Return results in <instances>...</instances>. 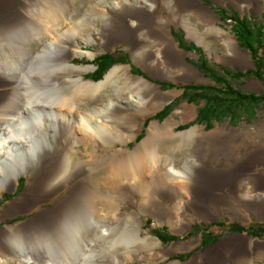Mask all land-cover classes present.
<instances>
[{
  "label": "bare ground",
  "instance_id": "obj_1",
  "mask_svg": "<svg viewBox=\"0 0 264 264\" xmlns=\"http://www.w3.org/2000/svg\"><path fill=\"white\" fill-rule=\"evenodd\" d=\"M79 1L0 0V85L7 82L0 87V199L5 191L16 189L20 177H27L26 188L3 207L0 221L34 213L0 227V264H122L147 258L142 250L155 249L160 241L142 236L141 223L130 222L134 218L126 209L128 204L172 224L175 216L166 201L177 194L181 203L187 191L194 195L192 210L199 217L212 216L210 208L223 206L220 196L218 204L215 199L206 202L203 196L224 183L234 185L231 193L240 203L264 202V195L241 196V170L226 172L209 164L211 151L204 149L202 139L223 149L231 138L230 128L219 127L208 134L195 127L182 134L179 149L192 151L200 160L194 168H182L192 162L180 164L155 144L157 138L175 136L171 121L151 124L134 150L114 148L116 142L128 144L136 138L141 112H155L167 97L159 86L130 73L128 66H115L96 82L83 76L67 78L64 71L93 68L71 62L72 54L78 53L71 44L98 24L101 31L96 35L104 46L113 43L109 34L122 29L110 19L111 12L124 15L131 7V0H119L87 10L86 2ZM243 5L248 9L249 2ZM112 79L125 80L132 95L148 106L142 111L89 103L105 93ZM181 111L184 119L195 113L191 108ZM77 145L95 153L93 159H76ZM255 176L264 179L262 174ZM158 181L162 186L154 188ZM61 193L65 195L55 204L42 208ZM253 242L259 243L233 234L211 250L208 264L249 260ZM179 249L173 247V251ZM198 260L169 264H196Z\"/></svg>",
  "mask_w": 264,
  "mask_h": 264
},
{
  "label": "rangeland",
  "instance_id": "obj_2",
  "mask_svg": "<svg viewBox=\"0 0 264 264\" xmlns=\"http://www.w3.org/2000/svg\"><path fill=\"white\" fill-rule=\"evenodd\" d=\"M115 1L119 0H80L79 3L84 4L86 2L85 8L88 6L86 8L88 10L92 9L94 6L105 8L103 6H105L107 3L111 5ZM200 1L203 4L209 6L208 8L213 10L218 15L220 19L218 20L217 25L221 26L225 30L232 31L233 34L235 33L232 30V11L236 12L241 18H246L247 21H249V25L253 28H259L261 24H264V20L262 18L264 0H259L258 3L257 0H255L254 6H251L250 8L248 7L249 9H244L242 5H240L239 7V5H236V2L228 0ZM246 1H243V4H246ZM99 3L101 5H99ZM250 4L251 3L249 1V6ZM220 9H226V12L222 14ZM193 19V21L196 22L195 18ZM66 27L67 26H65L64 29H66ZM98 31H101L100 24L94 27V30L91 32H82L80 36L78 35L79 37L77 39V42L71 44V47L78 52L76 54H72L71 62L79 66H92L93 68L87 70L77 69L72 72L64 71L63 73H66L67 78L83 76L85 80L94 82L100 81L101 79L93 80L89 76L97 69H94V66H97L95 64V59L103 55L104 53H111L114 55V58L119 59V61L115 62L104 73L103 78H105V75L115 66H128L130 67V73L134 74L136 77H142L149 82L160 86L162 91H164V95L166 94L165 96L167 97L166 100L160 103V105L157 107L158 109L155 112L151 114H142L141 112V116L137 120V122L141 125L136 135L141 134L142 138L137 141V136L136 138L129 140L128 144L116 142L114 145L115 149L134 150L136 146L141 143L147 136L148 129L151 124L155 122L163 124L166 121H171V123H173L175 136H162L155 140V144L157 142L156 145H158L157 147L159 151L164 154L172 155L180 164H184L186 161L192 162L186 166L182 165V168H187L188 166L190 168H194V166H197L198 163H200V160L194 156L192 151L179 149V145L177 142L179 141L180 137L183 136L182 134L189 130H192L195 127H202V129H204L208 134H211L219 127L230 128L227 131H229L228 137L231 138L228 139L229 142L223 149L207 143L208 138L202 139L201 144H204V149L206 148L211 151L209 164H211L215 168L218 167L220 169H223L226 172L234 170L236 168H238L239 171L241 170L240 172H242V174L239 177L240 182H238V190H240L241 196L245 194L261 196L264 195L263 188L255 187L251 183H249V179L252 178L253 175H264V98L261 99L259 103H256L251 99L240 101L237 105H233L231 108H224L222 110H219L217 113L212 115L210 120L201 122V120L198 119V114L199 109L204 106L205 101L202 100L200 102H194L190 100L188 96L183 94L185 86L192 84L199 85V83L193 82L191 84H186L185 82L179 80L157 81L150 79V77H153L152 74L147 75L142 71V66H138L137 64H134V62H131L130 57H128V50L125 49L126 42L118 43L116 46L109 45L106 47L98 38L99 36L96 35V32ZM174 35L178 39H183L177 31H175ZM260 39L264 42V32L260 34ZM183 44L186 45L185 42ZM197 48H199L201 52L198 53L196 52V50L190 49L188 54L191 56V58H200L201 55L203 59L200 64L204 61V63L208 64V69L216 68L218 71L216 74L222 73L219 66L215 64L209 65L208 60L206 59L208 56L207 53L204 52L202 48ZM246 50L249 51L248 49ZM262 50L263 49L260 48L258 52L259 56L254 58L255 64H252L251 70L253 71V73L251 76L241 78L242 80L240 81L231 80L230 78L228 79L229 83H231L234 88L241 90L240 92L242 93L254 92L256 95L264 94V58L261 57ZM89 52H93L94 55L91 56ZM120 53H124L126 57H119L123 55ZM197 66L199 67V62H197ZM138 67H141L142 70H138ZM205 68L206 67L202 66L200 69L205 70ZM257 68L259 69V73H256ZM120 72L123 73V71ZM254 74L257 75L255 76ZM207 77L210 78L209 75H207ZM124 81L125 80L122 81L112 79L109 85H107V89L105 88V93L95 97L93 101L89 103L99 106L103 104H110L112 109L125 107L133 109L142 108L143 111L148 106V104L145 103L144 105L143 102L134 97L132 95L131 89L128 88L126 82ZM6 83L7 82H2L0 87H5ZM163 83L166 85V87H163L161 85ZM204 83L212 87H218V85L212 78L206 80ZM143 98L144 101L147 97L145 98L143 96ZM169 103H172L170 112L164 118H157V113L163 110L164 107ZM186 105H188L187 107L191 108L192 113H195L192 114L190 118L184 119L185 114L181 111V109ZM76 147L77 151L74 154L76 159L81 158L84 160H91L95 156V153L86 152V149L81 145H77ZM196 150L198 149H195V151ZM100 151H103V149L100 148ZM259 156V159H251L253 157ZM205 159L206 158L203 157V160ZM101 173L103 174L105 173V171H102ZM20 180H23L22 186H20L18 183L14 191L7 190L3 193L0 199V214L2 213L3 207L7 205L9 201L14 200L16 197H18L26 188L27 177L22 176L20 177ZM231 185L232 184L224 183L223 185L218 186L219 188L217 189V192H219L220 198L223 201V206H221L222 208L220 207L219 209L221 213H218L217 215H214L211 218L205 220H200L193 214L192 204L194 195L192 192L188 191L187 193H185V195L188 194L186 195L188 197L182 199L181 203L178 201L179 199L177 194L174 195L173 200L168 199L166 201V204L168 203V205L172 208L175 216V222L172 224H170V222H168L167 220H159L152 215L142 213L136 204L126 205V209H128L130 213L133 214L134 218L131 219L130 222H140L142 236L147 237L148 235H152L154 238H157L160 241V246L155 247V249H143L142 253L146 255L148 254L147 258L127 260L122 264H169L172 261L176 260L182 262L190 261L196 257H199L200 259L196 262V264H208V258L211 256L212 251L215 250V246L219 245L223 239L228 238L233 234H242L248 238H252L254 241H258L259 243L253 242L250 245L248 256L249 260L242 259L238 263L232 264H264V234L256 237L249 235L246 232H239L230 229L231 224H240L244 227L256 225L258 223L263 224L264 202L262 201L263 203H256V201L252 200L246 202L241 201L240 203L239 199L236 200L237 196L234 193H231V187L234 186ZM161 186L162 183L159 181L154 184V188ZM64 195L65 193H61L52 201L42 204V208L52 206ZM138 197H140V195H137V198ZM223 198L225 199L223 200ZM260 204H262V206ZM33 214L34 213L15 215L8 219H4L0 221V227L12 224L16 221H22L32 216ZM190 217H193L194 221H190ZM220 222L222 224H219ZM156 228L162 229L164 233L173 234L177 236V238L172 241L163 242L157 237L154 231V229ZM173 247H179L180 249L177 251H173ZM154 251H156V253H154Z\"/></svg>",
  "mask_w": 264,
  "mask_h": 264
},
{
  "label": "crops",
  "instance_id": "obj_3",
  "mask_svg": "<svg viewBox=\"0 0 264 264\" xmlns=\"http://www.w3.org/2000/svg\"><path fill=\"white\" fill-rule=\"evenodd\" d=\"M228 1L236 2L239 7L243 5L242 0ZM249 1L251 4L248 7L250 8L254 6L255 0H247V2ZM137 3L140 5L136 7ZM130 6L124 15L115 11L111 12L110 19H113V22L122 31L109 34L110 39L111 36L113 38V43L109 45L116 46L118 43L126 42L125 49L128 50L131 62L142 66L143 70L141 67H138V70L141 69L147 75L152 74L153 77L149 76L152 80H179L186 84L196 82L209 86L204 82L211 77H207L208 74L197 66L199 58H191L188 54L190 50L185 47L184 42L186 45L194 44L202 48L208 55L206 59L209 65L215 64L220 67L222 72L220 74H223L226 69L250 70L252 64L254 65L251 52L242 49L232 31L217 25L220 19L218 15L200 0H131ZM193 18L196 22L193 21ZM175 31L179 32L182 40L174 35ZM120 54L123 55L119 57H126L124 53ZM214 69L217 71L216 68ZM187 106L184 108H190ZM254 178L249 179L251 184L254 183L253 186H259L258 188L264 186L262 177L255 176ZM204 193L203 198L206 202L210 203V200L215 199L217 204L220 203L217 189H211ZM219 209V207L216 210L210 208L212 216L221 213ZM192 212L200 220L212 217L210 215L199 217L195 211L192 210Z\"/></svg>",
  "mask_w": 264,
  "mask_h": 264
},
{
  "label": "trees",
  "instance_id": "obj_4",
  "mask_svg": "<svg viewBox=\"0 0 264 264\" xmlns=\"http://www.w3.org/2000/svg\"><path fill=\"white\" fill-rule=\"evenodd\" d=\"M222 14L226 12V9H220ZM262 18L264 20V9L262 13ZM231 19L233 20L232 30L237 36L240 46L244 49H248L253 58L258 57V52L262 48L261 57L264 58V42L260 39V34L264 32V24H261L259 28H253L249 25V21L246 18H241L236 12L232 11ZM187 49H194L196 52L200 53V49L196 45L190 44L185 45ZM203 57L200 55L199 58V67H206L204 71L216 82L218 86L221 87H212L207 85H187L184 87V95L188 96L190 100L194 102L205 101V104L202 108L199 109L198 119L202 121L210 120L212 115L217 113L219 110L224 108H231L233 105H237L240 101L244 100H253L256 103H259L261 99L264 98V94L256 95L254 92L242 93L241 90L234 88L228 79L240 81L241 78L249 77L252 75L253 71L247 70L245 72L239 70H224L225 75L216 74L218 71L215 69H208V64L204 61L200 64ZM119 59H115L114 55L111 53H104L103 55L95 59V64L98 66L97 69L89 75L93 80H100L103 78L104 73ZM201 65V66H200ZM256 66V65H255ZM256 73H259L257 68ZM255 75V74H254ZM257 75V74H256ZM255 75V76H256ZM96 76V77H94ZM228 78H227V77ZM163 87L166 85L163 83ZM171 86V85H170ZM173 87V86H172ZM172 103L167 104L163 110L157 113L156 117L161 119L164 118L171 110ZM142 135L139 134L136 140H140ZM23 180L19 181V185L22 186ZM219 224H222L221 222ZM231 230L246 232L249 235L259 237L264 234V223H258L256 225H250L244 227L240 224H231ZM157 237L163 242L172 241L177 238L173 234L164 233L162 229H154ZM205 239V238H203ZM204 241V240H203ZM180 256V255H179Z\"/></svg>",
  "mask_w": 264,
  "mask_h": 264
},
{
  "label": "water",
  "instance_id": "obj_5",
  "mask_svg": "<svg viewBox=\"0 0 264 264\" xmlns=\"http://www.w3.org/2000/svg\"><path fill=\"white\" fill-rule=\"evenodd\" d=\"M97 68V66H94V69Z\"/></svg>",
  "mask_w": 264,
  "mask_h": 264
}]
</instances>
